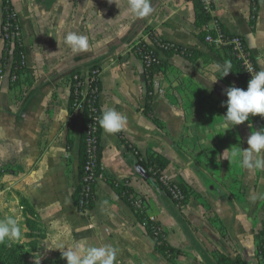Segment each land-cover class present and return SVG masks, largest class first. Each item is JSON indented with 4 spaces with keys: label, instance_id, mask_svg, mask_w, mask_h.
<instances>
[{
    "label": "crops",
    "instance_id": "0c3cea01",
    "mask_svg": "<svg viewBox=\"0 0 264 264\" xmlns=\"http://www.w3.org/2000/svg\"><path fill=\"white\" fill-rule=\"evenodd\" d=\"M12 1L26 46L29 35L37 33L42 40L35 44L40 49L37 53L48 57L41 67L44 92L24 102L16 130L18 155L26 159L38 154L31 160L35 163L38 157L33 165L42 172L38 178L45 186L53 182L55 188L21 198L22 220L33 227L27 231V243L44 254L49 252L42 263L67 264L56 246L69 247L84 240L90 246L111 244L117 249L116 264H224L226 260L262 264L257 246L264 238V171L243 168L239 159L231 160L229 150L247 149L248 137L253 130L264 128V118L250 115L248 121L224 132V90L233 84L242 87L232 67L226 77L215 70V64L230 61L232 66V61L225 49L214 50L200 37L194 1L150 0L153 12L145 18L125 15L128 0ZM212 1L211 28L222 25L227 34L242 37L259 71L264 70V0H259L255 22L249 0ZM69 32L87 36L88 49L73 52L65 43ZM149 34L199 55L193 61L160 53L168 67L156 76L150 103L145 65L134 52L140 41L155 49ZM65 54H70L66 64L55 69L53 62ZM82 66L101 69V110L115 108L127 118L118 135L102 132V171L95 208L86 213L75 203L81 132L75 135L69 126L70 88L60 116L44 109L46 95L62 81L64 71L73 67L67 74L71 76ZM5 75L4 87L10 89ZM61 120L66 122L63 127ZM30 122L32 128L27 127ZM69 140L73 141L70 150ZM157 158L167 163L162 176L188 190L187 203L180 208L137 165ZM113 182H127L134 195L144 199L148 215L163 228L165 242L180 255L170 260L158 250L135 210L112 187Z\"/></svg>",
    "mask_w": 264,
    "mask_h": 264
},
{
    "label": "trees",
    "instance_id": "16d2710c",
    "mask_svg": "<svg viewBox=\"0 0 264 264\" xmlns=\"http://www.w3.org/2000/svg\"><path fill=\"white\" fill-rule=\"evenodd\" d=\"M196 11V24L198 28H200V37L202 40L206 42L208 36H211L213 40L217 39V34L214 30H209V26L214 21V16L207 11L205 5L202 0H193ZM251 3L252 9V22H255L258 13H259V0H249ZM2 10H3V22L1 27V38L4 41V48L2 51V57L0 63L2 65V70L6 71L8 64L11 63L10 70V81L12 86L19 85L21 81V76L26 73V58H25V50L22 42V38L20 37L19 30V21L18 17L15 14V10L10 0L2 1ZM214 10V5H213ZM219 28L222 34L226 38H234L239 36H232L226 33L224 27L219 25ZM150 40L154 43V45L161 49L167 58H171L176 55H181L185 58L196 61L199 59V55L195 50L189 48H183L179 46H174L166 41L161 40L153 34H149ZM244 46L248 50L246 46V42L242 37H240ZM209 44V43H207ZM209 46L214 50L225 49L229 58L232 61V69L234 74L236 75L240 86L246 90L249 76L245 69V66L242 61H240L236 52L230 45L216 46L215 43L209 44ZM165 47L168 49L165 50ZM134 52L140 58L145 65L146 76H147V87H148V100L151 102L154 94V80L159 73H163V71L168 67L166 61L158 60L159 54L155 52L148 44L143 41H140L138 45L134 47ZM249 52V50H248ZM151 55L152 61L147 62L146 57ZM254 61V59H253ZM259 70V69H258ZM0 71V74L3 75L4 72ZM0 75V76H1ZM101 69L99 67H93L89 72V85L86 93L82 90V80L81 75L77 74L72 76L70 79V103L69 110L70 116H73L78 111L79 107H83V120H82V129H81V138H80V151H79V173H80V184L75 193V203L78 210L81 213H86L87 211H92L95 208L96 201V190L97 183H90V191L88 197V206L87 208H82L80 205L82 193L86 188L85 184V167L90 161L89 154V140L91 138L95 139V144L93 145L95 148L96 161H95V172L97 179L100 178L102 171V132L103 129L100 127L98 123V119L101 115V107H100V95L103 91V86L101 82ZM92 122H96V130L92 131L90 129V125ZM121 136V135H120ZM125 142V141H124ZM73 141L69 140L68 148L72 149ZM138 167L144 172L147 179H159L162 177V173L167 167V163L159 158L152 160L149 164H145L141 161H138ZM112 187L116 190V192L123 198V200L129 204L136 212L140 223L144 225L148 231L150 237L156 241V246L160 252H162L166 257L173 260L175 257L181 254L180 251L175 250L174 248L167 245L165 242V233L162 232L160 237H156L153 231V224L150 223L149 217L142 212L137 211L131 203V196L134 194L133 190L130 189L127 185V182H113ZM183 191L186 194V200L181 205H185L189 198L188 190L181 186ZM257 258L258 260L264 264V238L259 241L257 246ZM0 264H30L27 260V255L24 249L21 246L12 244L8 246L7 244H0ZM51 264V263H50ZM57 264V263H54ZM224 264H243L242 262L230 263L228 260Z\"/></svg>",
    "mask_w": 264,
    "mask_h": 264
},
{
    "label": "rangeland",
    "instance_id": "374dc122",
    "mask_svg": "<svg viewBox=\"0 0 264 264\" xmlns=\"http://www.w3.org/2000/svg\"><path fill=\"white\" fill-rule=\"evenodd\" d=\"M10 2L11 4H13L12 0H10ZM14 10H15V14L18 17L15 8ZM18 21H19L20 37L22 38V42L25 50V58H26V73L21 76V81L19 85L12 86L9 78L12 61H10L8 67L6 68L7 73L6 71L2 70V65L0 63V71L4 72L3 75L0 74L1 75L0 76V217L4 218L5 216H8L12 213L16 217H18L19 223L22 228V237L18 241H20L21 243L20 246L24 249L27 255V259L30 260L29 263L34 264V261H31L34 258L33 255L34 253H42L44 256L49 254V252L47 251L44 254L42 249H39L36 246H31L30 244L32 243H27L29 242L26 241V237L28 236L27 231L29 229H32L33 227L30 225L29 222L22 220L21 198L23 199L27 198L28 196L41 190L51 191L54 190L55 188L51 187V183L53 182L50 181L49 184L45 186L43 181H41L38 178L42 172L37 171V168H34L33 166L37 162L38 157L35 159V163L34 161H31L32 158L36 157L38 154L36 156L34 155V157L27 156L26 159L24 157L21 158L18 155L19 151L17 150L16 147L17 144L16 130L18 127V116L24 109V102L27 99L34 97V95L44 92L42 91L43 87L40 86V83L44 82V76L41 73V67L43 66L44 62L48 60V57H46L43 54L40 55V53H37L38 51L40 52V49H36L35 44H42L41 43L42 40L39 34L35 33L34 34L35 36L29 35L28 44L26 46L23 35V28H22L23 26L19 18ZM213 28L215 27L211 28V25L209 26V30H214ZM3 48H4V41H3ZM27 48L29 53H27ZM154 51L157 52L160 57V53L162 52H159L156 46ZM69 57L70 54L61 55V58L53 62V67L57 69L56 66H64L66 64L67 58ZM72 68L73 67L68 68L64 71L65 77L62 79V81H60L57 87L52 88V91L50 90V93L48 95L44 94L47 96L44 103V109L50 110V112L52 111L56 116H60L61 114V107H62L61 103L63 98L65 97L66 91L69 90L71 86L70 79L72 76L80 74L83 84L82 90L85 93L87 91L89 85L88 83L89 72L93 67L89 68V66L88 67L82 66L81 68L74 70L71 76L67 75L70 74ZM4 75L5 78L8 80V83L10 84L9 85L10 89H8L7 86L4 87L5 86L3 82ZM82 115H83V111L78 110L76 114L73 116V118L72 117L70 118L69 126L72 127V130H74L75 135L81 132ZM65 124L66 122H64V120H61V127H63ZM33 126L34 124L32 122H30L27 125V127L29 128H32ZM50 126L51 125L49 124L45 132L49 131ZM45 132H44V137H45ZM116 134L118 135L119 133ZM107 135H105L104 137V142L108 146L107 143H109V141L106 139ZM45 151L46 149L43 150L42 155L46 154ZM43 158L44 156L41 157L42 160ZM71 158H74V155H72ZM32 180H35V182L32 183L31 182ZM153 181L154 184H156L164 193L160 179L159 181L157 179H153ZM10 200H14L15 202L9 203ZM174 206H176L177 208L181 207V205L177 206L176 204H174ZM18 212L20 213L18 214ZM25 215L29 216V213H26ZM29 220L30 221L32 220L31 221L32 224H36V222H34L33 219L29 218ZM41 264H47V262L42 263L41 261Z\"/></svg>",
    "mask_w": 264,
    "mask_h": 264
},
{
    "label": "clouds",
    "instance_id": "9594fccd",
    "mask_svg": "<svg viewBox=\"0 0 264 264\" xmlns=\"http://www.w3.org/2000/svg\"><path fill=\"white\" fill-rule=\"evenodd\" d=\"M152 12L150 0H128L125 15L131 13L138 18H145ZM65 43L77 53L86 51L89 47L88 37L75 32L66 35ZM214 67L221 77H226L231 72L232 66L230 61H225L223 64H215ZM224 94L227 96V100L222 102V106L227 107V112L223 116L224 132L248 121L250 115L264 118V70L251 75L246 90L233 84L224 90ZM98 123L106 133L115 134L124 129L127 118L115 108H108L101 112ZM247 144V149H230L231 160L239 159V163L245 169L264 171V155H261L264 153V128L259 131L253 130L247 139ZM225 158L229 160L228 157ZM21 237L22 228L18 217L8 215L0 219V244L11 246ZM55 249L61 252V257L67 264H116L117 261V249L111 244L90 246L84 240H80L69 247L58 244ZM33 255L34 264H41L43 254Z\"/></svg>",
    "mask_w": 264,
    "mask_h": 264
},
{
    "label": "built area",
    "instance_id": "2783aa9c",
    "mask_svg": "<svg viewBox=\"0 0 264 264\" xmlns=\"http://www.w3.org/2000/svg\"><path fill=\"white\" fill-rule=\"evenodd\" d=\"M202 1H203V4L205 5V8L207 9V11L213 15V11H214L213 10V5H214L213 1L212 0H202ZM213 29H214L215 33L217 34V39L213 40L211 36H208L206 39V42L209 44L215 43L216 46H223V45L232 46L236 52L237 58L243 62L245 69L247 71V74L249 76V79H251V75H254L259 70H258V67L256 66V64L254 63L250 52H248V50L244 46L240 37H234L231 39L226 38L222 34L218 24ZM138 44L139 43H137L136 45H138ZM166 49H168V47H165V50ZM153 50H155V49H153ZM157 50L159 52L163 53V51L161 49L157 48ZM146 60H147V62H151L152 61L151 55H148L146 57ZM158 60H161L160 57H158ZM88 83H89V79H88ZM78 110L83 111V107L80 106ZM90 129L92 131L96 130V122L91 123ZM95 142L96 141L94 138H91L89 140L90 161L88 162V164L85 167V173H86L85 184L87 186L82 193V197H81V201H80V205L82 208H87V206L89 204L88 203V197H89V191H90L89 184L93 183V182H98V180H99V179H97L96 172H95L96 154H95V148L93 146L95 144ZM160 182H161L162 188L164 190V193L169 197V199L174 204H176L177 206H180L185 202L186 194L180 185L172 182L171 180H169L163 176L160 178ZM130 200H131L132 205L134 206V208L137 211L145 213L148 216V214H147L148 206L146 205V202L144 201V199L139 198L133 194L131 196ZM148 217H149L150 223L153 224V231H154L155 236L160 237L162 232H163L162 226L156 221V219L154 217H152V216H148Z\"/></svg>",
    "mask_w": 264,
    "mask_h": 264
}]
</instances>
